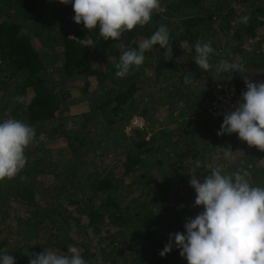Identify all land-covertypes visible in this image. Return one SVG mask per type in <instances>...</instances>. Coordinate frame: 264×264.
Instances as JSON below:
<instances>
[{
	"label": "trees",
	"instance_id": "16d2710c",
	"mask_svg": "<svg viewBox=\"0 0 264 264\" xmlns=\"http://www.w3.org/2000/svg\"><path fill=\"white\" fill-rule=\"evenodd\" d=\"M161 4L164 10L154 12L148 25L122 33L120 38L128 35L131 42L119 43L120 38L104 40L98 28L77 24L72 3L0 0V122L7 113L36 132L25 151V168L0 182V234L5 232L0 252L15 257L16 264H29L52 246L67 254L69 245L87 261L99 256L101 264H188L175 246L163 257L159 253L170 233L185 232L186 218L204 210L194 206L190 174L203 181L209 164L229 175L247 170L251 184L264 187V150L249 146L238 133L222 135L229 141L212 155L224 117L208 112L218 84L227 81L213 79L216 64L236 62L223 34H232L243 57L249 52L245 43L258 38L247 62L264 81V0ZM245 15L247 25L240 22ZM161 25L170 30L172 58L166 60V49L157 44L145 52L139 70L116 76L123 52L137 48ZM198 40L210 41L215 50L208 71L194 60ZM233 74L238 80V72ZM185 77L191 83L185 84ZM74 89L79 95L72 96ZM79 101L89 109L72 125L70 106ZM180 101L177 126H163L150 137L139 127L126 133L135 114L154 130L159 102ZM229 147L232 156L225 159L223 148ZM26 207L31 213L23 215ZM73 222L79 238L68 231ZM15 233L19 238H12Z\"/></svg>",
	"mask_w": 264,
	"mask_h": 264
},
{
	"label": "clouds",
	"instance_id": "9594fccd",
	"mask_svg": "<svg viewBox=\"0 0 264 264\" xmlns=\"http://www.w3.org/2000/svg\"><path fill=\"white\" fill-rule=\"evenodd\" d=\"M59 2L65 5L72 3L74 21L77 24L82 22L88 31L98 28L104 40H118L125 31L144 27L151 22L154 12L164 10L161 0ZM249 19L250 16L245 15L240 22L247 25ZM157 44L166 49L164 58L171 59L170 30L167 26L161 25L137 48L124 51L115 65V75L123 78L133 68L139 70L144 64L145 52ZM214 53L210 41L202 43L198 40L195 44V63L204 71L210 70V58ZM215 71L246 73L242 63L227 59H221ZM244 74L242 77L247 90L242 92V102H238L235 110L224 116L217 135L238 133L239 138L249 146L264 150V82H254ZM145 75L152 76L151 69H145ZM184 83H191V80L185 77ZM15 99L22 101L21 97ZM35 137V129L26 122L15 118L0 122V182L15 178L25 168V151ZM223 149L224 158H231V147ZM196 165L200 167L201 162L196 161ZM206 167L210 171L203 181L194 173L190 174V185L196 192L194 206H202L204 210L195 218H186L185 232L170 233L168 243L159 254L163 257L175 246L188 264H264V187L253 186L247 170L229 175L220 166L209 164ZM0 264H16L15 257L0 252ZM29 264H101V260L97 256L96 261H87L78 247L69 245L67 254L44 250L35 254Z\"/></svg>",
	"mask_w": 264,
	"mask_h": 264
},
{
	"label": "rangeland",
	"instance_id": "374dc122",
	"mask_svg": "<svg viewBox=\"0 0 264 264\" xmlns=\"http://www.w3.org/2000/svg\"><path fill=\"white\" fill-rule=\"evenodd\" d=\"M212 22L215 26L218 27V29L220 31L219 34L220 35L223 34V32H222L223 30H222V28H220L221 26H220L219 20L217 21L214 18ZM221 37H223L222 41L224 42L223 44H225V49L228 50L229 55H231V57L233 59H235L236 62L239 61L240 59L243 60L242 64L245 66L246 73L245 74L242 73V75L244 74V76H247L250 80L257 82V83L264 82L262 80L263 78L261 79L260 74H258V72L255 71V64H248V62H247L248 57L251 55V50L259 43L258 38H254L253 40H249V41H247V43H245V46H243V47L246 51H249V52L247 53V56L243 57V53L238 51L237 46H235L237 41L232 38V34L227 35V36H226V34L225 35L223 34ZM132 39L133 38H131V37L129 38L128 35H124L122 38H120L118 40V42L119 43H123V42H127V41L131 42ZM263 39H264V36H263ZM262 42H264V40ZM122 45H124V44H122ZM112 60H114V63H116V59L113 58ZM51 66L52 65H50V63H49V66H48L49 69H51ZM52 67L54 68V66H52ZM54 69L52 70V74H54ZM242 75L238 72V80H237V79H235L233 72L232 73H226V74L214 72L213 79H215V80L227 79V81L235 82L236 85L240 89L247 90L246 85L244 83V78L242 77ZM83 78H84L83 76H79V79L81 81H83ZM77 95H79V91L74 89L72 96H77ZM159 103L162 106L158 111L155 112V115H154V122L155 123H154V125H156V127L154 128V130H151L150 126L149 125L147 126L145 124L144 118H142V126H140L139 123L137 124L138 126H136L135 125L136 123H133L130 120L125 126L126 133H131L134 127H139L142 130L146 131V133H145L146 137H150L152 133H154L155 131H157L159 128H161L163 126H166L168 128H172L174 126H177L178 122L175 118H177L179 116L180 110L182 108V103H184V102L180 101V103L178 105L177 104L170 105L166 102H163V103L159 102ZM70 109H71V113L75 114L74 120H71L72 125H73L75 122H77V124H78L82 121L81 120L82 115L85 113L86 110L89 109V106L85 102L79 101L78 103L71 104ZM5 115H7V113L3 115V120L8 119V117ZM227 141H229L227 135L223 136V137L221 136V139L217 140V142H216L217 144L215 145V150H214V152H212V155H214V157H215V153L219 149H221V147H223L222 145H227L226 144ZM209 155H210V153L207 154V156H209ZM38 199H39V197H38ZM29 213H31L30 207L29 208L26 207L25 209H23V215L29 214ZM72 220L73 219L71 218V221ZM68 231L71 234V236H73L75 238H79V236H81L80 229L78 228L76 222H73V224L69 225ZM4 235H5V232L3 231V232H1L0 237H2ZM16 235H18V234L15 233L14 235H12V238H19ZM95 240L96 239L94 238V241ZM45 251H55L59 254H63V252H61V250H58L55 246H52Z\"/></svg>",
	"mask_w": 264,
	"mask_h": 264
},
{
	"label": "built area",
	"instance_id": "2783aa9c",
	"mask_svg": "<svg viewBox=\"0 0 264 264\" xmlns=\"http://www.w3.org/2000/svg\"><path fill=\"white\" fill-rule=\"evenodd\" d=\"M219 94L215 97L208 108L210 115L214 117H224L226 114L235 110L238 102H242V94L233 81H226L218 85ZM131 122L139 123L142 126V118L139 116L133 117Z\"/></svg>",
	"mask_w": 264,
	"mask_h": 264
}]
</instances>
